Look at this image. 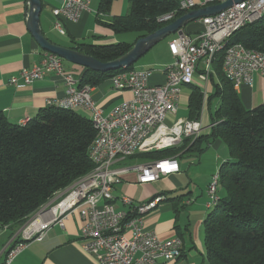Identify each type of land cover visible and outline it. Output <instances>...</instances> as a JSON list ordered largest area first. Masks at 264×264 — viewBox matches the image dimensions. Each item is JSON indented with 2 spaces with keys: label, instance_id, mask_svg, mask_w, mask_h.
Masks as SVG:
<instances>
[{
  "label": "built area",
  "instance_id": "2783aa9c",
  "mask_svg": "<svg viewBox=\"0 0 264 264\" xmlns=\"http://www.w3.org/2000/svg\"><path fill=\"white\" fill-rule=\"evenodd\" d=\"M226 0H181L180 10L187 12L199 7L222 3ZM90 0H60L53 9L54 28L65 34L63 20L76 21L88 9ZM264 13V0H244L234 3L218 14L203 17L204 30L193 35L177 33L169 41L174 62L164 69L165 81L151 83V71L119 72L110 78L114 88L130 90L133 97L116 105L108 114L97 107L90 86H75V77L67 73L64 59L44 51L39 63L25 67L18 75L10 77L9 83L24 87L42 79L49 73L62 76L66 93L62 98L48 99L50 106L69 105L70 110L86 109L98 135L89 153L94 168L66 188L60 199L50 206H42L34 218L21 231V240L7 250L9 264L28 242L35 237L36 229H44V235L53 223L64 225V219L78 211L82 220L81 238L83 248L95 256L100 264H177L183 255V240L179 236L162 240L154 231L144 226L145 216L163 202L157 195L147 202H139L126 195L120 201L128 208H119L113 193L115 185L123 181L124 175L136 173L137 183L144 185L174 175L180 171L178 157H167L132 166H120L121 161L137 153L160 150L181 145L186 138L196 140L204 130L200 118H176L175 114L182 89L180 78L197 79L199 64L203 63L199 80L203 84L206 99L211 72L208 55L233 28L245 20ZM176 12L164 14L160 22L173 19ZM223 69L238 90L242 83L252 84L256 71L264 75V52L248 49L242 44L231 47L223 60ZM203 113V111H202ZM175 119L169 125L167 119ZM215 174V173H214ZM214 174L208 185L209 202L219 195L214 185ZM60 192V191H58ZM57 192V193H58ZM4 228H7L5 226ZM3 228V229H4ZM2 227L0 228V231Z\"/></svg>",
  "mask_w": 264,
  "mask_h": 264
},
{
  "label": "trees",
  "instance_id": "16d2710c",
  "mask_svg": "<svg viewBox=\"0 0 264 264\" xmlns=\"http://www.w3.org/2000/svg\"><path fill=\"white\" fill-rule=\"evenodd\" d=\"M114 1L100 0L98 16L108 15ZM128 1L127 14L112 16L108 21L98 18V22L116 34L136 32L134 42H76L71 48L102 62L111 61L127 53L138 38L187 12L179 8L181 0ZM170 12H176L173 19L158 20ZM233 44L264 52V15L232 33L214 56L209 79L214 89L207 96L209 105L213 99L217 100L214 110H210L211 133L196 140L186 138L179 146L137 153L129 158L146 163L174 156L181 158L189 151L201 155L213 141L222 139L230 159L220 165L219 198L209 207L203 221L209 264H264V103L247 108L233 81L224 73V56ZM134 68L135 64L108 72L84 68L79 87L99 86L113 75ZM195 81L189 85L190 119L200 118L205 99L202 86ZM97 135L93 120L76 110L49 105L25 124L12 123L0 112V228L24 224L54 194L88 174L94 168L89 150ZM166 194L161 193L165 200L181 201V197L167 198ZM175 208L179 213L176 204Z\"/></svg>",
  "mask_w": 264,
  "mask_h": 264
},
{
  "label": "crops",
  "instance_id": "0c3cea01",
  "mask_svg": "<svg viewBox=\"0 0 264 264\" xmlns=\"http://www.w3.org/2000/svg\"><path fill=\"white\" fill-rule=\"evenodd\" d=\"M194 1L200 2L201 0ZM99 2L100 0H90L88 9L81 13L78 20H63L65 34H61L54 28L55 17L52 13L53 9L60 6V0H42L41 27L45 36L52 42L67 47L74 46L76 42L108 44L123 41L120 34L100 24L98 18L108 21L112 16L120 13L115 10L116 8H129L130 3L115 0L112 11L108 15L98 16ZM120 4L123 7H120ZM191 22L194 23L189 24V22L185 27L187 33L193 35L204 30L200 19ZM176 34L165 43L166 57L161 64L163 68H151L154 70L151 76L153 84H161L165 81L164 69L174 62L169 49V41ZM44 51L27 27V0H0V112H3L12 123L25 124V121L37 116L42 109L49 106L48 99L65 96L64 79L55 73H49L42 79L24 87H16L9 83L10 77L18 75L23 68L39 63ZM64 67L66 72L72 74L77 80L85 68L73 63L70 66L64 65ZM135 68L145 69L147 67H136L135 65ZM202 68L203 63H200L199 69ZM151 69L148 70L151 71ZM200 72L196 74L195 83L203 88L199 80ZM187 87L191 93L189 85L184 86L183 89ZM237 91L247 108L264 103V75L259 71L254 72L252 84L242 83ZM91 94L97 107L101 108L104 114H108L116 105L133 97L130 90L114 88L110 78L99 86L92 87ZM181 96L175 118L179 113ZM207 96L208 93L206 98ZM205 101L206 99H204V104ZM76 111L91 118L90 111L86 109L79 108ZM186 117L188 115L179 118ZM220 145V142L213 141L206 150L211 147L216 150L220 148ZM201 155H199L200 161L203 159ZM206 159L210 167H186L179 161L180 171L178 173L144 185L138 184L136 173L130 172L124 175L123 181L115 185L113 190L116 204L121 209L127 208L120 201L123 195L139 202L150 201L164 192L172 193L174 198L181 197L180 202L174 203L165 200L166 196H164L158 208L144 218L145 228L156 232L160 239L168 240L175 236L182 238L183 255L177 264H209L204 241L201 240L202 224L208 213L206 210L214 205L212 199L207 205L209 201L207 189L212 175L219 171L223 161L230 159V154L228 152L207 153ZM125 160L118 165L124 167L133 165L124 163ZM159 184L163 185L162 192H157L160 189ZM62 191L54 194L44 206H50L58 201ZM167 198L172 197L167 195ZM175 204L180 210L179 213L176 212ZM183 211L186 213L183 214ZM81 225L82 220L78 211L68 215L64 219L63 226L53 223L41 239L28 242L9 264H100L95 256L83 248ZM5 229L0 231V264H6L8 248L19 239L18 228L11 226L7 231Z\"/></svg>",
  "mask_w": 264,
  "mask_h": 264
},
{
  "label": "water",
  "instance_id": "95a60500",
  "mask_svg": "<svg viewBox=\"0 0 264 264\" xmlns=\"http://www.w3.org/2000/svg\"><path fill=\"white\" fill-rule=\"evenodd\" d=\"M241 1L244 0H226L219 4L192 9L155 32L138 38L127 53L107 62H102L93 56L81 53L71 47L56 44L48 39L41 27L42 0H27V27L39 46L45 51L54 53L73 64L96 71L108 72L134 65L159 42L175 33L184 32L189 22L218 14L234 3Z\"/></svg>",
  "mask_w": 264,
  "mask_h": 264
},
{
  "label": "rangeland",
  "instance_id": "374dc122",
  "mask_svg": "<svg viewBox=\"0 0 264 264\" xmlns=\"http://www.w3.org/2000/svg\"><path fill=\"white\" fill-rule=\"evenodd\" d=\"M121 1H125V3L129 2L128 0H121ZM120 7H123V6L120 4ZM129 8L128 7H123L121 9H119V8L117 9L116 8L115 10H117V12L120 11V13H117V15H125V14H127L130 11ZM192 23H194V22H190L189 24H192ZM187 29H188V27H187ZM120 35H121L120 36L121 39L123 41H127V42H133V41H135V39L137 37V33L136 32H126V33H121ZM169 38H170V36L167 37L166 39H164L163 41L159 42L158 44H156L146 55H144L137 63H135L136 67H147L145 69L163 68V67H161V64H162V62H164L165 57H166V54H165V43L168 42ZM117 42H119V41H117ZM64 65L70 66V65H72V63L69 62V61L64 60ZM213 89H214L213 83L209 82V86L207 88V92L208 93H212ZM189 94H190V89L188 87L183 89L182 96H181V101H180V106H179L180 109H179V113L176 115V118H179L180 116H187L188 115V97H189ZM216 104H217V100L213 99L211 101L210 105H209L208 104V98H206V101H205V104H204V108H203V113H202V121H203V125L205 126V128L203 130L204 134H209L212 131V129H211L210 110H214ZM175 119L168 118L166 122H167V124L171 125L175 121ZM214 142H220L221 143L220 148L215 150V148L211 147L208 150H206L205 152H203L202 155H201V156H203L202 161H200L201 158H199V154L197 152H195V151H189V152L185 153L181 158H178V160L181 161L182 164H185L186 167H210L209 166L210 163L206 159L207 153H214V154H216L218 152H228L229 153V149H228L227 145L225 144V142L222 141V139L218 138ZM124 163L136 165V164L139 163V161L137 159L128 157V158H126ZM130 166H132V165H130ZM162 186L163 185L159 184L158 188H160V189H158L157 192H162L164 190V189H162L163 188ZM167 194H168V196L173 197L171 195L172 193L167 192ZM209 210L210 209H207L206 212H209ZM37 212L34 213V215H32L31 217L34 218L37 215ZM182 213L184 214L186 212L183 211ZM28 220L24 224H21V225L12 224V225L7 226L8 228H10L12 226V227H15V228L19 229L18 230L19 239L16 238L17 239V240H15L16 242L20 241V239H21V231L28 224L27 223ZM8 228H6L5 230L7 231ZM202 233L203 234H202V239L201 240L204 241V224H202Z\"/></svg>",
  "mask_w": 264,
  "mask_h": 264
},
{
  "label": "bare ground",
  "instance_id": "6f19581e",
  "mask_svg": "<svg viewBox=\"0 0 264 264\" xmlns=\"http://www.w3.org/2000/svg\"><path fill=\"white\" fill-rule=\"evenodd\" d=\"M264 15V13H261L259 15H256L255 17H253L252 19H249V20H245L244 22H241L238 24V26H236L235 28H233V30L226 34L225 35V38L222 39L219 44L217 45L216 49L213 50L211 52V54L208 55V69L209 71L212 73V63H213V59H214V56L215 54L220 51L223 47H224V44L226 43V41L229 39L230 35L234 32H236L237 30L245 27L246 25L250 24V23H254L256 21H258L262 16ZM237 45V44H235ZM233 44V46H235ZM233 46H230L227 50H226V53H225V56H224V59L227 57L228 55V51L231 47ZM134 71H150L148 69H137V68H134L132 70H128V71H125V72H122V73H130V72H134ZM224 73L226 74V76L230 79V76L226 73V71L223 69ZM194 81V79H190V85L192 84V82ZM189 85V79L187 78H180V86H187ZM75 86H79V81L75 78ZM50 105V104H48ZM61 107L63 108H66V109H69V105H61ZM27 121H25L26 123ZM80 181V180H78ZM219 181H220V175H219V171H217L215 174H214V185H215V188H216V191H218V188H219ZM75 185V183L73 184ZM72 187V185L70 186ZM69 187V188H70ZM218 195L216 196H213L211 199L213 200V203L217 202L218 200ZM164 198L161 197V200H163ZM44 236V229H36L35 230V237H42Z\"/></svg>",
  "mask_w": 264,
  "mask_h": 264
}]
</instances>
